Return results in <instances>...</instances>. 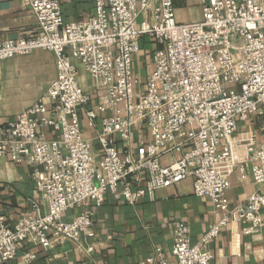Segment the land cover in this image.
Masks as SVG:
<instances>
[{
    "label": "built area",
    "instance_id": "2783aa9c",
    "mask_svg": "<svg viewBox=\"0 0 264 264\" xmlns=\"http://www.w3.org/2000/svg\"><path fill=\"white\" fill-rule=\"evenodd\" d=\"M22 1L40 33L0 42V61L49 51L57 77L28 111L0 124V161L33 168L46 211L33 203L10 223L0 209V264H11L26 246L82 249L107 195L133 207L186 180L222 217L197 244L187 223L174 222L176 262L156 248L145 264H212L209 246L224 227L261 233L264 0H203V20L190 24L178 22L173 0H95V14L83 23L65 22L57 0ZM143 44L153 55L144 82L134 72ZM77 61L90 91L79 82ZM82 116L98 152L84 136ZM254 118L259 136L249 128ZM50 129L58 138L47 137ZM234 175L241 182L252 176L258 188L231 207L226 192ZM36 257L26 252L24 261Z\"/></svg>",
    "mask_w": 264,
    "mask_h": 264
},
{
    "label": "crops",
    "instance_id": "0c3cea01",
    "mask_svg": "<svg viewBox=\"0 0 264 264\" xmlns=\"http://www.w3.org/2000/svg\"><path fill=\"white\" fill-rule=\"evenodd\" d=\"M57 1L67 23H83L95 14V0ZM202 1L173 0L178 22L190 24L202 21ZM39 33L34 13L22 0H0V42L31 38ZM152 69L153 55L143 44L134 61V72L144 82ZM56 72V57L45 50L0 61V124L16 120L43 98L56 79ZM82 77V87L90 91L88 73ZM82 124L84 136L93 141L95 132L88 127L84 116ZM47 137L56 139L58 135L50 129ZM93 144L98 152V143L93 141ZM32 172L33 168L27 165L0 161V209L10 223L29 211L33 203H37L43 213L46 211L36 193ZM257 188L252 176L241 182L234 175L231 189L226 192L229 205L235 207L244 202ZM75 212H68L67 218ZM221 217L209 197L194 195L192 180L159 191L154 201L143 200L133 207L114 201L111 195H107L103 205L95 209L94 237H84L82 249L73 243L49 251L26 246L11 264H27L24 261L26 252L36 254L32 264H145L156 248H161L175 263V258L170 255L174 243V222L187 223L192 243L197 244ZM241 229L242 226L236 223L223 228L209 246L215 256L212 264H264V227L260 234L253 237L245 236Z\"/></svg>",
    "mask_w": 264,
    "mask_h": 264
},
{
    "label": "rangeland",
    "instance_id": "374dc122",
    "mask_svg": "<svg viewBox=\"0 0 264 264\" xmlns=\"http://www.w3.org/2000/svg\"><path fill=\"white\" fill-rule=\"evenodd\" d=\"M74 64H75V66L77 68V71H79V73H80L79 82L81 84V81H82V78H83L82 76H83V74L86 75V73H84L83 67L81 66V63L79 61L74 62ZM254 120H255L254 125H252L249 128H253L256 131V135L259 136L260 135L259 129H260V126H261V120L259 118H254Z\"/></svg>",
    "mask_w": 264,
    "mask_h": 264
}]
</instances>
